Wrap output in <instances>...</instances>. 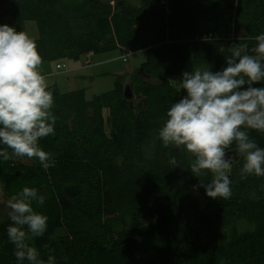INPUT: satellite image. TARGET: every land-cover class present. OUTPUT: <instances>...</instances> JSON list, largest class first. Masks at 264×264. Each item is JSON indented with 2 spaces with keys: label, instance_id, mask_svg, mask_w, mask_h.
<instances>
[{
  "label": "trees",
  "instance_id": "obj_1",
  "mask_svg": "<svg viewBox=\"0 0 264 264\" xmlns=\"http://www.w3.org/2000/svg\"><path fill=\"white\" fill-rule=\"evenodd\" d=\"M4 1L0 25L26 32L24 23L33 22L42 61L112 50L125 60L144 51L135 72L156 79L128 82L130 99L120 75L110 90L89 99L82 89L60 93L49 85L55 134L38 145L54 156L55 167L45 171L37 158L0 157V204L24 187L45 198L32 206L48 217L46 232L27 233L39 258L54 255L55 264H264V176L241 179L240 155L230 175L231 198H210L193 186L211 175L198 179L190 154L157 138L166 111L183 95L168 79L207 65L220 71L232 45L245 39L254 45L264 33V0H166L165 11L159 0ZM248 131L264 148V133ZM171 154L179 166L168 165ZM10 223L9 215L0 219V264H17Z\"/></svg>",
  "mask_w": 264,
  "mask_h": 264
},
{
  "label": "clouds",
  "instance_id": "obj_2",
  "mask_svg": "<svg viewBox=\"0 0 264 264\" xmlns=\"http://www.w3.org/2000/svg\"><path fill=\"white\" fill-rule=\"evenodd\" d=\"M254 41L252 46L246 39L232 45L220 71L213 72L210 65L195 67L167 82L183 95L166 111L157 138L164 147L174 145L190 154L189 169L198 179L211 175L210 182L199 179L193 187H202L213 199L231 198L230 175L237 153L244 158L241 179L264 176V148L248 131L264 133V87H254L264 82V33ZM41 65L32 37L0 25V157L4 161L37 158L47 171L56 161L38 141L55 134L56 117L53 93ZM233 145L236 153L228 152ZM169 163L177 165L176 157ZM44 200L37 189L24 187L7 201L11 220L7 236L17 264H55L54 255L41 260L38 250L27 242V233L35 238L47 230L48 217L32 206L33 201L43 205Z\"/></svg>",
  "mask_w": 264,
  "mask_h": 264
},
{
  "label": "rangeland",
  "instance_id": "obj_3",
  "mask_svg": "<svg viewBox=\"0 0 264 264\" xmlns=\"http://www.w3.org/2000/svg\"><path fill=\"white\" fill-rule=\"evenodd\" d=\"M3 1V0H0ZM134 2L135 0H131ZM113 4V1H110ZM1 7L8 5L7 1L0 2ZM163 10H166V0H159V3ZM25 31L26 33L34 38L36 36V30L34 24L31 21L25 22ZM115 58V61L105 62L109 58ZM86 60H83V56H80L77 60H70L67 58L62 59L61 62L64 64L62 70H55L53 61H42L40 71L42 74H48L46 81L49 85H55L57 90L60 93H67L70 91H75L82 89L84 92V97L89 99L91 96L110 90L113 87V80L116 76L120 75L123 80V87L128 82H133L135 80H140L144 82L155 83L156 79L149 78L142 75L141 72L137 71L138 65L144 60L145 52L136 51L129 54L125 60L123 57L118 55L116 50L103 52L99 54H94L91 59L88 56L85 57ZM110 60V59H109ZM104 61V62H103ZM135 72V73H134ZM134 76V78H133ZM105 123L104 129L106 134L109 132L110 126L107 122L108 119L106 116H103ZM172 154L169 157V160L172 158ZM176 157V156H175ZM177 159V158H176ZM117 166H120V160L116 159ZM171 167L174 165L168 164ZM111 166V165H109ZM179 162L177 161V165ZM112 167H108L109 170H112ZM107 168V170H108ZM114 169V168H113ZM137 188L139 182L136 181ZM1 201V200H0ZM10 209L7 204H0V219L9 215Z\"/></svg>",
  "mask_w": 264,
  "mask_h": 264
},
{
  "label": "water",
  "instance_id": "obj_4",
  "mask_svg": "<svg viewBox=\"0 0 264 264\" xmlns=\"http://www.w3.org/2000/svg\"><path fill=\"white\" fill-rule=\"evenodd\" d=\"M122 94L126 99H130L131 93L128 87V84H125L123 89H122ZM228 152L230 153H236V149L229 150ZM240 156V154H236L234 158V162L237 160V158Z\"/></svg>",
  "mask_w": 264,
  "mask_h": 264
},
{
  "label": "crops",
  "instance_id": "obj_5",
  "mask_svg": "<svg viewBox=\"0 0 264 264\" xmlns=\"http://www.w3.org/2000/svg\"><path fill=\"white\" fill-rule=\"evenodd\" d=\"M119 55V54H118ZM129 55V54H128ZM127 55V56H128ZM81 56H83V59H82V61L83 60H85L86 58V56H88V58L89 59H91L92 58V56H93V54H91V53H87V54H84V55H81ZM80 57V56H79ZM110 59V60H109ZM108 60H105V62H112V61H115V58L114 57H112V58H109ZM104 62V61H103ZM45 77H47L48 76V74H43Z\"/></svg>",
  "mask_w": 264,
  "mask_h": 264
},
{
  "label": "built area",
  "instance_id": "obj_6",
  "mask_svg": "<svg viewBox=\"0 0 264 264\" xmlns=\"http://www.w3.org/2000/svg\"><path fill=\"white\" fill-rule=\"evenodd\" d=\"M86 60V59H85ZM88 60V59H87ZM86 60V61H87ZM54 68H55V70H62L63 68H64V64H63V62H61V61H58V62H56L55 64H54Z\"/></svg>",
  "mask_w": 264,
  "mask_h": 264
}]
</instances>
